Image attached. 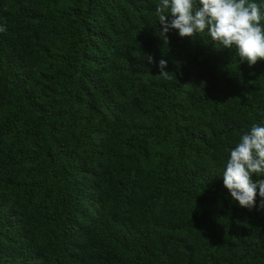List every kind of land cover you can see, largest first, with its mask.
<instances>
[{
	"label": "trees",
	"instance_id": "trees-1",
	"mask_svg": "<svg viewBox=\"0 0 264 264\" xmlns=\"http://www.w3.org/2000/svg\"><path fill=\"white\" fill-rule=\"evenodd\" d=\"M159 3L0 0V264H264L259 189L223 184L264 60L166 41Z\"/></svg>",
	"mask_w": 264,
	"mask_h": 264
},
{
	"label": "clouds",
	"instance_id": "clouds-1",
	"mask_svg": "<svg viewBox=\"0 0 264 264\" xmlns=\"http://www.w3.org/2000/svg\"><path fill=\"white\" fill-rule=\"evenodd\" d=\"M156 14L166 41L171 30H178L180 37L206 34L215 45L234 49L240 62L252 66L264 60V0H160ZM147 59L154 62L151 56ZM166 65L164 59L158 62L159 74L170 80ZM253 174L264 176V124L260 123H253L230 149L223 184L232 200L249 210L256 206L258 188L259 207L264 209V179L253 181Z\"/></svg>",
	"mask_w": 264,
	"mask_h": 264
}]
</instances>
